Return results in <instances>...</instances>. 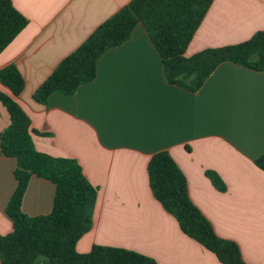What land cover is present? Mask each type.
<instances>
[{
	"label": "crops",
	"instance_id": "obj_1",
	"mask_svg": "<svg viewBox=\"0 0 264 264\" xmlns=\"http://www.w3.org/2000/svg\"><path fill=\"white\" fill-rule=\"evenodd\" d=\"M131 0H11L28 24L0 53L24 80L14 96L30 121L34 149L74 160L96 191L92 225L76 242L133 251L157 264H221L186 236L154 199L151 156L167 151L184 175L192 204L215 234L235 242L246 264H264V74L222 63L191 93L164 79L161 59L138 24L128 41L104 53L96 77L74 95L53 94L47 105L35 90L104 21ZM264 30V0H212L183 56L233 46ZM9 115L0 102V133ZM16 161L0 154V236L12 232L5 208L16 182ZM224 183L217 191L206 177ZM55 187L32 177L22 198L28 217L51 212Z\"/></svg>",
	"mask_w": 264,
	"mask_h": 264
},
{
	"label": "trees",
	"instance_id": "obj_2",
	"mask_svg": "<svg viewBox=\"0 0 264 264\" xmlns=\"http://www.w3.org/2000/svg\"><path fill=\"white\" fill-rule=\"evenodd\" d=\"M211 3L212 0H131L56 66L35 90L33 100L46 106L51 95L72 96L78 87L91 83L100 57L128 41L138 24L146 30L161 59L165 82L182 90L196 93L222 63L264 74V30L237 45L207 49L190 58L183 56ZM27 24L11 0H0V53ZM0 84L14 96L24 89V80L13 64L0 69ZM0 102L9 115V125L0 133V154L16 161V187L5 208L12 232L0 236V264H157L145 255L115 247L94 245L87 254L76 253V242L92 225L95 189L74 160L37 152L28 117L1 92ZM254 164L264 173V154ZM205 175L217 191L226 190L217 174L207 171ZM147 176L154 199L186 236L214 254L221 264H246L238 245L218 237L192 204L186 179L167 151L151 156ZM32 177L55 187L48 215L28 217L21 210Z\"/></svg>",
	"mask_w": 264,
	"mask_h": 264
}]
</instances>
